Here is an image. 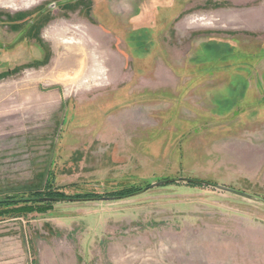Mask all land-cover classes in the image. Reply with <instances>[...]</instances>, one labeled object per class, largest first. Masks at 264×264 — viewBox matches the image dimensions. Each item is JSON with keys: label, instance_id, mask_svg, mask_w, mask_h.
<instances>
[{"label": "rangeland", "instance_id": "rangeland-1", "mask_svg": "<svg viewBox=\"0 0 264 264\" xmlns=\"http://www.w3.org/2000/svg\"><path fill=\"white\" fill-rule=\"evenodd\" d=\"M181 177L264 199V0H0V200ZM0 264H264V205L1 207Z\"/></svg>", "mask_w": 264, "mask_h": 264}, {"label": "trees", "instance_id": "trees-1", "mask_svg": "<svg viewBox=\"0 0 264 264\" xmlns=\"http://www.w3.org/2000/svg\"><path fill=\"white\" fill-rule=\"evenodd\" d=\"M165 180H167V179H165ZM201 181H203V180H201ZM205 182H209V181H205ZM209 183H212V182H209ZM213 184H215V183H213ZM192 185L202 186V185H198V184H192ZM143 191L144 190L136 192V191H134L133 188H124L118 192H115L112 195L117 196L115 198L124 199V198H128V197L136 196L137 194L142 193ZM48 194L49 195L34 194L31 198H28V199H24V198H22V199H16V198L1 199L0 200V208L1 207H9V206H19V205L26 206V205L37 204V203L38 204H44L43 202H40V201H32V199H41V198H46V197L63 200L60 202H66L64 200H71L72 202H89V201H94L95 199L100 198V197H96L92 194L91 195L90 194L89 195H80L79 194V195H75V196H68L65 193H62L59 191H54V192L49 191ZM42 196H45V197H42ZM21 200H30V201L22 202ZM15 201H19V202H15ZM50 203H57V202H50ZM50 203H46V204H50Z\"/></svg>", "mask_w": 264, "mask_h": 264}, {"label": "water", "instance_id": "water-1", "mask_svg": "<svg viewBox=\"0 0 264 264\" xmlns=\"http://www.w3.org/2000/svg\"><path fill=\"white\" fill-rule=\"evenodd\" d=\"M188 183V184H198V185H202V186H210L213 187L215 189H217L218 191L224 192V193H229L232 195H236V196H240L242 198H245L247 200L250 201H254L260 204L264 205V199L258 198L256 196L247 194V193H243L241 191L235 190L233 188L227 187V186H223V185H218V184H213V183H209V182H205V181H201V180H197V179H190V178H185V177H181V178H176V179H167V180H163V181H159L157 183L151 184L148 188L144 189V191L142 193H144L147 190L150 189H154V188H158L164 185H170V184H175V183ZM142 193H139L137 195H140ZM114 199H118L115 197H102V198H98L95 199L94 201H110V200H114ZM22 202H27L30 200H21ZM32 201H40L43 203H50V202H60L63 200L60 199H53V198H41V199H32ZM66 202H72L71 200H64ZM15 202H19V201H15Z\"/></svg>", "mask_w": 264, "mask_h": 264}]
</instances>
